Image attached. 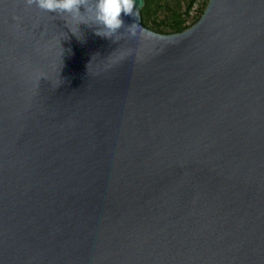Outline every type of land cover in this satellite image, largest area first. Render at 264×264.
Here are the masks:
<instances>
[{
    "label": "water",
    "instance_id": "95a60500",
    "mask_svg": "<svg viewBox=\"0 0 264 264\" xmlns=\"http://www.w3.org/2000/svg\"><path fill=\"white\" fill-rule=\"evenodd\" d=\"M112 39L0 0V264H264V0Z\"/></svg>",
    "mask_w": 264,
    "mask_h": 264
},
{
    "label": "clouds",
    "instance_id": "9594fccd",
    "mask_svg": "<svg viewBox=\"0 0 264 264\" xmlns=\"http://www.w3.org/2000/svg\"><path fill=\"white\" fill-rule=\"evenodd\" d=\"M27 6L36 5L50 13L71 17L77 25H94L95 34L106 39L115 37L127 27L135 33L138 23L125 25L124 16L138 19L136 0H24Z\"/></svg>",
    "mask_w": 264,
    "mask_h": 264
},
{
    "label": "trees",
    "instance_id": "16d2710c",
    "mask_svg": "<svg viewBox=\"0 0 264 264\" xmlns=\"http://www.w3.org/2000/svg\"><path fill=\"white\" fill-rule=\"evenodd\" d=\"M209 0H145L141 8L143 24L169 35L191 27L203 14Z\"/></svg>",
    "mask_w": 264,
    "mask_h": 264
}]
</instances>
